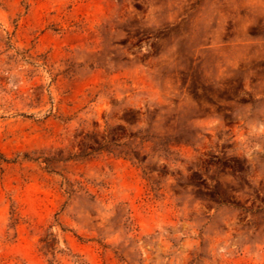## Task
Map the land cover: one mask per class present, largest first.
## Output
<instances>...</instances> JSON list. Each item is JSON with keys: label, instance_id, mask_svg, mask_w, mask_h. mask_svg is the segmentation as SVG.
I'll return each instance as SVG.
<instances>
[{"label": "rangeland", "instance_id": "374dc122", "mask_svg": "<svg viewBox=\"0 0 264 264\" xmlns=\"http://www.w3.org/2000/svg\"><path fill=\"white\" fill-rule=\"evenodd\" d=\"M0 264H264V0H0Z\"/></svg>", "mask_w": 264, "mask_h": 264}]
</instances>
